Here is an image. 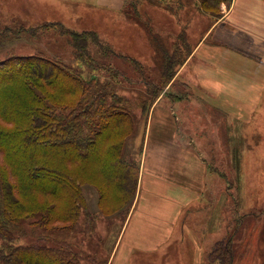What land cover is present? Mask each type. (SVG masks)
<instances>
[{
    "label": "rangeland",
    "instance_id": "rangeland-1",
    "mask_svg": "<svg viewBox=\"0 0 264 264\" xmlns=\"http://www.w3.org/2000/svg\"><path fill=\"white\" fill-rule=\"evenodd\" d=\"M159 3L152 5L149 0H0V29H10L1 58L7 55H40L72 66L86 79H98L117 93L123 99L121 104L126 105L134 116L132 131L124 140L122 150L123 158L133 159L136 165L130 192L110 189L109 202H114L117 197H120V202L110 207L114 211L112 215L99 217L94 232L92 224L87 226L85 217L81 215L73 232L56 235L52 243H48L59 246L57 239L61 243L66 241L76 252L79 264H110L136 200L140 162L146 155L148 137L147 158H153L154 144L164 135L155 128L151 132L149 129L148 118L154 104L163 98L158 103V110H169L173 101L190 94L189 89L176 80L178 69L192 54L198 40L232 4L224 5L220 16H213L200 8L198 0H159ZM51 22L61 23L77 33L96 32L112 53L104 55L103 51L90 44L91 57H84L83 61L76 56L69 37L54 30H41L44 32L36 37L29 33ZM183 32L187 37L186 44L179 39ZM158 43L168 50L170 56L177 53L179 63L175 68L176 76L165 86L160 69L165 55L158 52ZM133 60L140 62L144 69L138 68ZM98 64L104 66L103 69L97 68ZM234 104L232 109L243 116L227 120L220 117V134H212L213 147H205L203 151L207 161L213 162L209 168L219 179V182H214L213 178V202L215 207L219 206L220 218L218 221L214 213L215 221L211 223L214 238L205 239L202 245L206 256L198 245L192 248V254L199 255L195 262L193 255L189 260L187 248L186 256L179 260L182 246L170 247L165 255L164 246H160L165 235L158 227L144 223L139 233L134 234L133 227H129L123 243L126 260L120 262L119 251L114 264H212L208 263V255L215 246L212 243L229 235L233 236L234 264H264V99L251 117L248 114L249 102L237 101ZM176 123L177 135L186 136L179 130L178 117ZM219 139L220 142L216 143ZM219 174L222 177H218ZM96 184L83 187L88 210L93 215L100 211L97 187L101 185ZM217 191H221L219 198ZM118 208L120 213L117 216L115 210ZM25 228L29 233L27 242L41 237L38 236L41 229L36 233L27 225ZM144 237L145 247L138 248L136 242Z\"/></svg>",
    "mask_w": 264,
    "mask_h": 264
},
{
    "label": "trees",
    "instance_id": "trees-1",
    "mask_svg": "<svg viewBox=\"0 0 264 264\" xmlns=\"http://www.w3.org/2000/svg\"><path fill=\"white\" fill-rule=\"evenodd\" d=\"M232 1L198 0L213 16H220L222 6ZM41 30L69 37L79 60L90 59V44L104 55L112 53L94 31L77 33L51 22L29 33L36 37ZM9 32L0 29V264H79L66 241L57 239L59 246L48 243L56 235L73 232L81 215L94 232L99 217L112 215L110 207L120 201L117 197L109 202L110 189L130 192L136 165L123 158L122 150L134 116L117 93L72 66L40 55L1 58ZM179 39L186 44L184 32ZM157 49L165 55L160 68L165 86L176 76L177 53L170 56L159 43ZM95 183L101 185L100 211L93 215L83 187ZM119 213L118 208L115 214ZM26 225L33 232L41 229V237L27 242ZM232 240L229 235L217 242L209 263L234 264Z\"/></svg>",
    "mask_w": 264,
    "mask_h": 264
},
{
    "label": "crops",
    "instance_id": "crops-1",
    "mask_svg": "<svg viewBox=\"0 0 264 264\" xmlns=\"http://www.w3.org/2000/svg\"><path fill=\"white\" fill-rule=\"evenodd\" d=\"M176 80L190 94L173 101L169 110H158L163 98L154 104L148 118L149 129L151 132L155 128L164 135L154 144L153 158H147L148 137L146 155L140 162L136 200L110 264H114L119 251L120 262L126 260L123 243L130 226L134 234L142 230L144 223L158 227L165 235L160 242L165 255L170 247L182 246L179 260L186 256L185 248L191 260L193 246L202 248L205 239L214 238L211 223L215 221L214 213L218 221L220 215L219 206L213 202V178L214 182L219 179L209 168L213 162L207 161L203 151L213 147L211 135L220 134V117L243 116L232 109L234 102H249L251 117L264 99V0H233L198 40L192 54L179 67ZM176 117L179 130L186 136L177 135ZM220 194L217 191L218 198ZM144 244L145 237L135 245L143 249ZM200 252L206 256L203 248ZM193 256L195 262L199 255Z\"/></svg>",
    "mask_w": 264,
    "mask_h": 264
},
{
    "label": "bare ground",
    "instance_id": "bare-ground-1",
    "mask_svg": "<svg viewBox=\"0 0 264 264\" xmlns=\"http://www.w3.org/2000/svg\"><path fill=\"white\" fill-rule=\"evenodd\" d=\"M118 199V201H119V198H117ZM120 202V201H119Z\"/></svg>",
    "mask_w": 264,
    "mask_h": 264
}]
</instances>
